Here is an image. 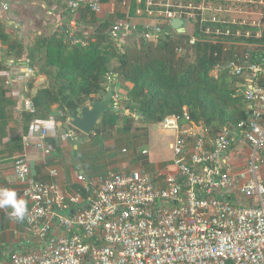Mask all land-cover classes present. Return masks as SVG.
<instances>
[{"label":"built area","instance_id":"built-area-1","mask_svg":"<svg viewBox=\"0 0 264 264\" xmlns=\"http://www.w3.org/2000/svg\"><path fill=\"white\" fill-rule=\"evenodd\" d=\"M103 3L67 0L71 11L85 7L98 15L104 12ZM137 4V18L155 22L141 25L125 15L109 28L110 37L120 44L132 37L158 41L164 27L178 18L184 21L183 33L191 34L190 45L223 46L232 57L224 61L223 56L217 71L226 69L245 78L241 91L251 117L238 127L245 133L239 137L224 127L210 142L209 130L192 121L185 109L183 115L168 116L158 124L161 130L176 132L164 180L140 169L110 168L99 177L78 169L75 183L80 188L75 190L38 180L29 158L16 157L13 174L21 187L0 188L14 190L30 203L26 227L39 245L14 253L11 263L264 264V179L259 178L264 169V45L259 42L264 37V0H137ZM9 10V4H1L0 18ZM18 61L26 66L27 79L35 77L28 59ZM12 83L6 81L8 86ZM21 99L23 112L34 114L32 99ZM34 124L41 128L38 148L47 151L45 140L62 123L52 115ZM67 126V140L77 144L78 131L68 121ZM236 142L251 147L248 170L240 175L233 172ZM24 143L31 144V137H24ZM50 176L58 178L59 171L52 169Z\"/></svg>","mask_w":264,"mask_h":264},{"label":"trees","instance_id":"trees-1","mask_svg":"<svg viewBox=\"0 0 264 264\" xmlns=\"http://www.w3.org/2000/svg\"><path fill=\"white\" fill-rule=\"evenodd\" d=\"M138 7L137 0H131V18H137ZM85 10L83 18L88 13L95 15ZM111 24L105 21L93 34L59 26L49 36L33 34L31 41L25 44L20 36L14 38L7 33L8 23L0 18V45H8V51L1 56L0 71L4 69L3 62L10 58L28 59L35 73L31 84L38 77L48 82L35 95H28L35 113L23 112L25 133L33 119L52 116L54 107L61 113L55 117L67 131L69 113H79L83 107L103 98L101 94L106 95L110 87L117 90L131 84L128 99L124 101L129 103L126 110L145 124L157 125L168 116L183 115L187 109L191 120L204 124L210 135L215 136L224 127H230L237 136H243L245 132L238 128L239 124L249 122L251 117L248 101L241 91L245 78L231 75L226 69L217 71L223 56L224 61L232 57L230 52L227 57L223 46L212 43L192 46L190 33H178L169 25L164 27V37L158 41L120 44L108 34ZM259 42L264 45V37ZM191 52L196 55L194 60ZM0 88L2 127L8 116L1 103L8 89ZM3 103L12 105L9 101ZM119 121V113L106 114L93 135L104 134ZM87 169L96 171L93 165Z\"/></svg>","mask_w":264,"mask_h":264},{"label":"crops","instance_id":"crops-1","mask_svg":"<svg viewBox=\"0 0 264 264\" xmlns=\"http://www.w3.org/2000/svg\"><path fill=\"white\" fill-rule=\"evenodd\" d=\"M3 3L9 4L10 10L8 12H1L2 19L7 23L8 19H10L21 24V26H14L8 23L7 33L14 38L20 36V41L22 40L27 44L31 41L33 34L49 36L59 26H67V28L73 31H82L84 29L83 31L85 33L93 34L105 21H110L113 24L117 19L122 17V15H129L131 0H107L106 3H103L104 12L102 14L98 15L94 13L95 15H92L88 13L84 18L82 14L87 13V10H85L87 8L83 7L80 9L81 11L79 10L77 12L71 11L68 8L67 0H0V5ZM134 19L141 25H149L155 22L148 18L138 17ZM128 41L130 40L128 39L127 42ZM6 51H8V45H0V60L1 56L4 55ZM13 59L14 58H10L6 62H3L4 69L0 71V87L3 86L6 90L8 89L6 95H3V99L4 101L12 103V105L3 103L4 101L1 103V107H5V113L8 117L5 120L7 122L0 127V187H21L13 174L14 161L18 156H27L36 166L35 176L38 180L46 182L56 181L65 189L75 190L77 186V183H75L76 171L78 169L84 170L78 165L77 154L80 146L73 144L72 147L74 152L69 149V146H67L68 148L65 146V134L60 132V128L64 126L62 124L56 130H52L45 140L44 144L47 151L38 148L41 128L35 125L34 121L37 119L43 120L40 118L33 119L31 123L27 124L28 131L26 133L24 132L26 125L24 122L23 100L21 97H28V92L35 95L41 87L48 85V82L44 77H38L33 84H31L32 81L26 78V66ZM115 65L116 64H114V66ZM8 80L13 81L9 86L6 85V81ZM261 83L264 85V77ZM129 88H132L131 84H126V87H118V89L114 91L115 96L120 97L119 102L121 103H118V108H120V121H141L140 118L126 110L129 103L124 101L128 99ZM1 98L0 96V99ZM59 114L57 107H54L53 116L58 117ZM152 127H154L155 130H161L158 125H152ZM24 137H31V144L25 145ZM19 139H22V141L20 142ZM53 139L55 143H52ZM245 146L248 147L246 150L249 152V145L246 142L240 144L236 142L235 148L243 152V147ZM157 147L159 148L160 155H163L161 151L163 148H161L160 145ZM123 151L124 150H122V152ZM75 154L77 155L75 156L77 158L76 161L74 159ZM150 154L152 155L151 151L147 155L140 153L143 158L150 157H148L146 161L133 163H131L130 160L124 159L123 156L114 154L115 158L117 156L114 164L118 166V171L129 172L136 168L154 175L153 173L161 168L162 161H160L161 157L156 156L154 158L153 155L151 156ZM246 154L247 152L243 155L245 156ZM151 157L152 159L150 160ZM52 158L55 159L53 164L51 163ZM49 161L51 162L49 163ZM171 161L172 159H169L163 169V173L159 172L158 176L154 175L155 178L164 180L170 168ZM241 168H243V166L237 167L234 174L239 175L242 172L240 170ZM52 169H57L59 171L58 178L53 179L50 176ZM109 169L110 168H108L107 172ZM86 173L88 174L87 171ZM88 175L91 176V174ZM259 178L264 179V169L260 171ZM242 203L245 205L250 204L249 201L245 199H242ZM27 207L29 212L30 203L28 201ZM10 212V208L0 209V264H12L11 257L14 253H26L34 250L39 245V241L32 237L27 230L26 220H16L9 215Z\"/></svg>","mask_w":264,"mask_h":264},{"label":"rangeland","instance_id":"rangeland-1","mask_svg":"<svg viewBox=\"0 0 264 264\" xmlns=\"http://www.w3.org/2000/svg\"><path fill=\"white\" fill-rule=\"evenodd\" d=\"M26 37L29 38L28 36ZM129 40L130 43L134 42L137 45L143 42L142 38H137V40H134L132 37ZM192 56L193 58L191 57V59L194 60L195 56ZM29 93L30 92H28L27 94L29 95ZM101 96H105V94L102 93ZM152 125L145 124V122L143 121H119L117 126H109L105 130L104 134L100 136H95L93 134L91 136H86L84 134L82 135L78 133L80 139L79 142H77V145L80 146L77 154L78 165L81 166L85 171H87L88 174H91L92 177H99L105 175L108 168L119 170L118 166L114 164L118 155L123 156L124 159L130 160L131 163L146 161V159H148V157L150 156H148L147 158H143L140 155V153H142V151L146 148L148 152H152L154 158L156 156L161 157L160 161H162V166L158 171L153 173L154 175L158 176L159 172L163 173V169L169 159L173 158V152L170 150V145L173 144L176 140V132L163 130L161 132V130H155ZM64 131L66 132L65 126L60 128V132L62 134H65ZM214 137L215 136L210 135L208 137V141L211 142ZM64 139L65 146H69V149L74 152V149L72 147L73 144L67 140L66 134L64 135ZM158 145L163 148V150L161 149L163 155H160L159 148L157 147ZM243 148V152L242 150H236V148L234 150V173L239 166H243V168L240 169L242 172H246L248 170L247 154L250 152L251 147L249 145V152L246 150L248 148L247 146ZM122 150H126L127 152L123 153ZM245 152H247V154L244 156L243 154H245ZM114 154L117 155L116 158ZM77 155L75 154L74 157ZM74 159L76 161L77 158L75 157ZM151 159L152 157L150 158V160ZM54 160L55 159L52 158V162L49 161V163L51 162L53 164ZM91 164L96 171L93 172L87 169V166H90Z\"/></svg>","mask_w":264,"mask_h":264},{"label":"water","instance_id":"water-1","mask_svg":"<svg viewBox=\"0 0 264 264\" xmlns=\"http://www.w3.org/2000/svg\"><path fill=\"white\" fill-rule=\"evenodd\" d=\"M8 23L14 26H21L20 23H16L10 19H8ZM171 26L177 30L178 33H183L184 21L178 18L174 19ZM63 29H67V26H63ZM114 90L115 89L110 87L103 98L83 107L79 113H69L68 123L82 134L91 136L98 127L103 116L108 113L120 112L118 103L114 100Z\"/></svg>","mask_w":264,"mask_h":264},{"label":"clouds","instance_id":"clouds-1","mask_svg":"<svg viewBox=\"0 0 264 264\" xmlns=\"http://www.w3.org/2000/svg\"><path fill=\"white\" fill-rule=\"evenodd\" d=\"M14 60L18 61L23 59H14ZM114 97H115L114 100L117 103H119L120 97L115 96V93H114ZM7 208L11 209L9 215L19 221H23L28 213L26 200L22 198H18L17 193L14 190H10L7 188H0V209H7Z\"/></svg>","mask_w":264,"mask_h":264}]
</instances>
